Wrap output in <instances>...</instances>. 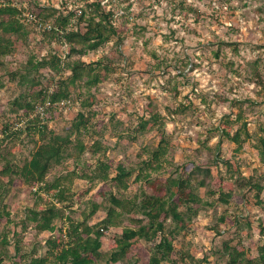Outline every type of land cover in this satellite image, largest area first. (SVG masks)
I'll return each mask as SVG.
<instances>
[{
	"label": "rangeland",
	"instance_id": "1",
	"mask_svg": "<svg viewBox=\"0 0 264 264\" xmlns=\"http://www.w3.org/2000/svg\"><path fill=\"white\" fill-rule=\"evenodd\" d=\"M92 1L0 0V4L35 14L41 8H55L66 14ZM97 1L113 12L112 22L122 42L116 46L113 37L80 58L86 63L102 60L106 64L101 83L91 90L92 128L71 138L65 160L51 165L43 179L49 182L59 175H70L71 184L65 186L69 185L74 193L72 217L86 218L90 226L106 216L105 198L109 192L124 201L141 191L162 196L168 176H182L197 168L201 173L196 179L205 184L198 194L202 202L213 206L194 205L197 217L171 241L174 264H225L219 251L226 241L243 250L249 264H258V254L264 249V164L254 145L256 137H264L259 131L264 127V88L259 84L264 83V0ZM26 30L25 40L11 37L14 51L0 66V140L5 125L12 136L0 144V171L10 164L25 170L23 177L10 180L0 175V182L7 186L0 206V241L6 235L10 242L9 246L0 245V259H4L1 264L25 260L23 253L14 257L15 240L25 252L35 243L43 245L51 236L60 240L59 232L50 235L24 230L27 209L40 211L56 203L52 193H40L41 184L26 164L32 154L40 155L41 146L50 140L55 144L67 141L73 120L89 110L80 106L81 98L74 91L70 105L49 108L42 124L35 125L9 111V102L21 88L7 74L31 56L50 60L64 54L60 43L50 41L33 27ZM68 75V70L60 71L54 82ZM44 79V90H53L55 83L46 76ZM35 98V105L45 101L37 94ZM149 117L158 119L157 123L141 131L142 120ZM161 122L164 126L159 125ZM242 122H246L252 138L241 136L235 143L232 137ZM40 131L44 132L43 139ZM94 140L107 148L102 159L110 173L104 181L91 184L78 176L89 175L95 166V158L87 151ZM160 141L166 154L149 156ZM138 162H147L151 167L144 173L147 185L134 182V175L118 185L110 181L118 164L136 167ZM206 169L208 176L202 173ZM247 177L262 186L258 198L254 189L240 188L239 178ZM220 194L231 195L226 205L218 203ZM89 203L99 204L100 208L87 218ZM123 227L134 225L123 219L121 226L103 232V252L115 249L114 236ZM150 247L144 241L135 242L127 257L117 264H148Z\"/></svg>",
	"mask_w": 264,
	"mask_h": 264
},
{
	"label": "trees",
	"instance_id": "2",
	"mask_svg": "<svg viewBox=\"0 0 264 264\" xmlns=\"http://www.w3.org/2000/svg\"><path fill=\"white\" fill-rule=\"evenodd\" d=\"M79 12L78 15L73 11L63 14L55 8H41L36 15L44 21H51L54 27L50 32H43V36L62 46L58 34L60 30L68 45L67 56L64 60H61L59 55L53 56L50 60L36 59L31 56L24 65L7 74L9 80L21 88L19 95L9 102V111L18 117L30 120L35 125L39 120L30 117L37 106L35 105L37 98L34 99L36 94L37 97H42L43 101L48 98L51 103H55L70 100L73 92L77 91L76 96L81 98L80 106L89 108L86 115L79 113L73 120L67 132V141L55 144L50 140L41 146L42 153L40 155L32 154L26 164V169L41 184L38 187L40 193L48 195L52 193L50 195L55 198L57 204L51 203L40 211L27 209L24 216V230L30 229L36 233L48 232L50 235L59 232L60 240L51 236L43 245L35 243L26 252L23 251L24 249L22 250L21 244L18 246V241L15 240L14 257H19V254L23 253L25 260H16L11 264H117L127 257L131 246L139 241L151 244L148 264H174L176 259L173 260L170 257L171 241L178 238L186 229L187 224L197 217L198 210L194 205L200 203L204 206H213L212 203L202 202L198 194V189L204 187L205 184L204 180L196 179V174L201 173L197 168L191 169L182 176H168L162 196L141 191L131 199L124 201L109 192L105 198L106 216L90 226L86 218L74 219L72 217L74 210L70 208V205L74 193L71 192L69 186L71 184L70 175H59L49 182L43 179L51 165H60L65 160L64 152L66 147L72 143L71 138L83 131L89 132V129L92 128L90 118L94 114L90 112V108L94 94L91 90L101 83V71H104L106 64L102 60L86 63L80 58L90 52L97 51L110 42L113 37H116V46L122 42V38L117 35L116 27L112 22L113 12L106 11L99 1L88 3ZM21 13L22 11L13 5L0 4V66L3 65V59L14 51L11 37L15 36L17 40H25L28 34L27 27H33L31 24H27V26L21 21ZM73 19H75L74 22H72ZM75 57L78 58L73 59ZM215 57H218V53H215ZM63 70H68L69 75L65 78L58 77V80L54 82V77ZM45 76L55 83L49 96L44 90L46 89L44 86ZM259 84L264 88L262 81H259ZM44 96L47 98L44 99ZM157 121L158 119L153 117L142 120L141 131H144L148 124H156ZM159 125L164 126V123L161 122ZM259 131L264 133V127ZM44 132H39L41 139L44 137ZM9 135L8 127L5 125L0 144L10 140L12 136ZM241 136H244L245 139L252 138L246 128V122L241 123L239 130L232 137V141L238 143ZM75 142L79 143L77 140ZM256 142L254 148L259 161L264 164V137H256ZM106 150L107 148L98 140L91 143L87 151L95 158V166L89 175L85 173L79 175L80 179H85L92 184L104 181L108 177L110 167L102 159L105 157ZM148 154L149 156L156 154L164 156L166 149L160 141ZM79 164L77 159L76 165ZM149 169L151 167L147 162H138L136 167L118 164L115 169L116 174L110 178V181L114 185H118L119 181L134 175V182L147 185L149 180L144 178V173ZM75 173H73L74 176ZM202 173L208 176L209 170H203ZM0 175L10 180L18 175L23 177L25 170L10 164L0 171ZM239 179H241L238 180L241 182L240 188L254 189L258 198L262 186L254 182L251 177ZM66 183L69 185L65 186ZM6 189L7 186L0 182V206L3 205ZM187 193H191L190 196ZM210 194L214 193L210 192ZM230 197L229 194H220L217 201L219 204L226 205ZM99 208V204L91 206L89 203L87 218L94 216ZM65 210L68 212L66 213ZM4 215L8 216V214ZM2 216L0 213V218ZM123 219H127L134 227H123L121 233L114 236L115 249L103 252L101 250L103 232H106L110 227L121 226ZM9 244L7 236L3 235L0 245L5 247ZM219 254L225 259V264H249L243 250L231 246L229 241L222 242ZM5 257L7 259V256ZM3 261L4 259L1 258L0 264ZM257 263L264 264V249L259 252Z\"/></svg>",
	"mask_w": 264,
	"mask_h": 264
},
{
	"label": "built area",
	"instance_id": "3",
	"mask_svg": "<svg viewBox=\"0 0 264 264\" xmlns=\"http://www.w3.org/2000/svg\"><path fill=\"white\" fill-rule=\"evenodd\" d=\"M102 5V3H101ZM73 12L78 15L80 12L79 10H73ZM20 19L22 22H24L25 24H31L33 25V27L35 29H37L40 32H50L54 27L53 24L51 22L48 21H44L42 19H40L35 13L33 12H22L20 14ZM75 19L72 20V22H74ZM58 34L60 36V40H61V44H62V48L64 50V54L62 56H60L61 60H64L65 57L67 56V51H68V45L65 42V40L62 37V32L59 30ZM50 93L52 92V89H50L49 91H46L45 93ZM70 105V101L69 100H63L60 102H55V103H51L49 101V99L47 98L42 104H38L35 109L34 112L32 114V116L30 118H37L39 120V122L42 124L46 121L47 119V111L49 108H57L59 106H69ZM24 123V122H23Z\"/></svg>",
	"mask_w": 264,
	"mask_h": 264
}]
</instances>
